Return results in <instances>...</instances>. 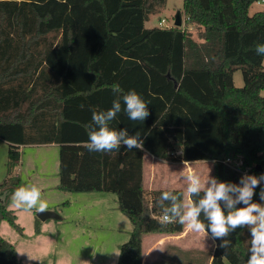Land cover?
Wrapping results in <instances>:
<instances>
[{"label": "trees", "instance_id": "trees-1", "mask_svg": "<svg viewBox=\"0 0 264 264\" xmlns=\"http://www.w3.org/2000/svg\"><path fill=\"white\" fill-rule=\"evenodd\" d=\"M256 3L264 6V0H183L191 32L145 27L166 0H0V141L8 145L1 187L19 186L12 174L20 147L57 145V190L115 195L132 226L116 264H142L144 236L184 227L160 218L162 207L171 206L161 204V193L183 203L181 190H144L145 153L167 162H210L221 182L238 184L243 172L264 174V56L255 51L264 44V9L248 13ZM236 70L242 88L233 85ZM113 84L123 92L114 93ZM129 90L148 102L149 116L130 120L121 101L110 128L139 132L143 150L89 152L91 109L108 110ZM200 219L208 223L203 213ZM1 223L22 234L4 199ZM206 234L215 243L210 264H246L248 227L230 232L228 249L220 247L224 238ZM0 264H19L1 236Z\"/></svg>", "mask_w": 264, "mask_h": 264}, {"label": "crops", "instance_id": "crops-1", "mask_svg": "<svg viewBox=\"0 0 264 264\" xmlns=\"http://www.w3.org/2000/svg\"><path fill=\"white\" fill-rule=\"evenodd\" d=\"M7 152L8 145L0 141L1 184L6 178ZM19 152L20 160L12 174V177L19 180L18 187L35 184L41 188L42 199L46 200L48 203L46 211H52L60 217L59 220H46L45 222H40L36 218L38 212L35 209L25 211L10 206L12 194L16 189H12L11 192H8L10 189L8 187H3L5 190L4 194H8V210L13 212L16 223L22 229L23 233V216L26 217L28 222L30 221L33 224L30 235L34 234L36 229L39 232L38 235H41L46 230L52 229L55 231H63V237L75 236L76 238V233L79 231L77 226L64 227L59 224L72 219L87 222L88 228L85 234L87 235V240L91 242H89V244H83L84 247L81 246L79 251L84 249L83 254L86 256H88L87 253L89 254L91 258L90 260L87 259V264H91L98 255L101 257L107 256L106 254L108 252L105 251L107 244L101 242L103 237L100 233H97V229H100V224L103 220V218H99L98 213L107 210L105 208L111 204L112 207L110 208L115 210L114 220L116 224L114 228L111 226V231L107 228V232L110 234L108 239H111L113 230L122 233L120 238L118 236L119 239H122V243L128 239L132 226L126 218L124 219V217L120 215L115 195L108 193L64 194L57 190L59 185V148L57 145L25 146L20 147ZM195 164L196 162H175L174 164L155 159L145 153L143 161V188L147 192L153 190H181L183 192V203H186L188 199V194L186 192L188 181L186 177L193 173L197 174ZM73 195L79 196L82 199H75V197L73 199V197H71ZM0 199L2 198L0 197ZM78 202L81 206H79ZM85 205H90V207H85ZM100 208H103V210ZM72 210L76 211L75 215H73L74 213H72ZM74 216L75 218H73ZM4 224L5 223L0 224V236L13 245L17 254L16 245L22 240L23 235L21 234L22 236L19 237L18 235H14L10 230L7 231L5 227H3ZM91 225H94L93 230ZM191 232L192 231L184 225L183 231L179 234H153L144 236L142 239V264H210L211 256L215 249L214 241L208 234L204 236L203 233H196V235L191 237ZM113 237L115 238V236ZM199 239H202L205 245H207L206 249L198 246ZM88 245H91V247L87 250L85 247ZM120 245V242L115 244L114 249L116 251H114L111 260L113 258L114 260L118 259V247ZM104 257L102 258L101 264H110ZM59 264H66V262H60Z\"/></svg>", "mask_w": 264, "mask_h": 264}, {"label": "clouds", "instance_id": "clouds-1", "mask_svg": "<svg viewBox=\"0 0 264 264\" xmlns=\"http://www.w3.org/2000/svg\"><path fill=\"white\" fill-rule=\"evenodd\" d=\"M256 54L264 56V44H257ZM114 93H122L119 84H113ZM123 111L132 121L143 122L148 116V102L144 101L135 90H129L119 98L113 100L108 110L91 109V124L88 125V141L84 147L89 152L119 151L121 146L126 149L143 150V140L140 133L129 135L128 131L110 128V123ZM83 107V106H81ZM207 166V162H204ZM208 173L210 169L207 167ZM188 184L186 203H180L179 197L170 192H162L163 201H171L170 207H162L161 220L163 222L178 221L186 225L194 233L206 235V229L215 239H223L220 247L228 249L230 241L226 239L230 232L238 227L250 228V253L246 264H264V187L259 193L261 203L253 202L254 190L264 183V174L259 176L245 174L240 177L239 183L221 182L217 178L207 175L203 180L198 174H190L186 177ZM203 192V197L194 202L191 197ZM221 202L224 208L221 207ZM242 204L244 207L237 208ZM17 209L31 211L35 209L43 213L48 208L46 200L42 199V190L35 184L16 188L11 197V205ZM203 213L207 224L201 219Z\"/></svg>", "mask_w": 264, "mask_h": 264}, {"label": "rangeland", "instance_id": "rangeland-1", "mask_svg": "<svg viewBox=\"0 0 264 264\" xmlns=\"http://www.w3.org/2000/svg\"><path fill=\"white\" fill-rule=\"evenodd\" d=\"M263 9H264V6L262 3H256V4H253L249 8L248 13L251 16L255 13L263 11ZM177 13L180 14L181 28L187 29L188 31L192 32L193 31L192 27L184 23L185 17L183 16V0H166V4L164 8L157 15L152 16L150 18V21L145 24V27L146 28L159 27L162 29L172 27L174 26V20H175V16L177 15ZM263 66H264V63H263ZM232 82L235 88L243 87V79H242V74L240 70H236L233 73ZM261 95L264 97V92H262ZM170 163L175 164V162H170ZM211 166L212 165L209 162H207V166L204 162H196L195 164L196 171L202 180L206 178L208 174L212 176ZM207 167L210 169L209 173H208ZM246 173L247 172H243L242 175H245ZM8 188L10 189L8 190V192H11L13 189L12 186H9ZM4 192L5 190L3 189V187H1V183H0V195H1L0 197L4 199L5 201H7L8 194H4ZM71 197H73V199L74 197L75 199H79V200L82 199L76 195H73ZM79 206H81L80 203H79ZM85 207H90V205H85ZM110 207H112L111 204H109V206L105 208L107 210H103V208L102 209L100 208L103 211L101 212L102 214L101 213H98V214H99V218H103V220H102V223L100 224V229H97V233H100L103 237L101 242H105L107 244L105 251H107L108 253L106 254L107 256L105 257L104 256L101 257L100 255H98L94 259V261H92L91 264H101L103 257L107 259L108 262H110V264L117 263L118 259L114 260L113 258L111 260V258L113 257L114 251H116L114 249L115 244H117V242H120L121 244H123L122 243L123 241H121L122 239H119L122 233L116 230L112 231L113 233V234L111 233L112 237L111 239H108L110 237V234H108L107 228H109V230L111 231L112 230L111 226H113L114 228L116 224L114 220L115 210H113ZM72 213H74L73 215H75L76 211L72 210ZM73 218H75V216ZM22 222H24L23 223L24 233L22 232L23 236L18 234L15 230H13L7 223H5L3 226L5 227L7 231L10 230L11 232H13L14 235H18L19 237L22 236V240L19 241L16 245L17 247L16 256L18 257L17 260L19 259V262H18L19 264H40V263L59 264L60 262L61 263L66 262V264H87L88 263L87 259L90 260L91 257L89 256L88 253H87L88 256L83 254L84 249L82 251H79L81 246L84 247L83 244H89V242H91L87 240L86 238L87 235L85 234L88 228L87 222H82L81 220L76 221L75 219H72L69 221L61 222V224H59L64 227L77 226L79 228V231L78 233H76L77 234L76 238L75 236H71V237L65 236L66 237L65 238L63 237V231H60V230L55 231L52 229L46 230L41 235H38L39 232L35 231L34 233L35 235L31 234L32 235L31 236L30 230H32L33 224L30 221L28 222L25 216H23ZM93 226L94 225H91L92 230H93ZM190 235L192 237L193 235H196V233L191 232ZM113 236H115V238ZM198 246L202 247L203 249H206L207 247V245H205L202 239H199ZM90 247L91 245H88L85 248L88 250ZM118 255H119V252H118Z\"/></svg>", "mask_w": 264, "mask_h": 264}, {"label": "water", "instance_id": "water-1", "mask_svg": "<svg viewBox=\"0 0 264 264\" xmlns=\"http://www.w3.org/2000/svg\"><path fill=\"white\" fill-rule=\"evenodd\" d=\"M174 27L175 28H180L181 27V19H180V14L177 13V15L175 16V20H174ZM36 218L40 221V222H45L46 220H59V216L52 212V211H45L43 213H37L36 214Z\"/></svg>", "mask_w": 264, "mask_h": 264}, {"label": "built area", "instance_id": "built-area-1", "mask_svg": "<svg viewBox=\"0 0 264 264\" xmlns=\"http://www.w3.org/2000/svg\"><path fill=\"white\" fill-rule=\"evenodd\" d=\"M163 23V22H162ZM184 23H185V20H184ZM183 29V28H182ZM225 164H227V165H230V161L229 160H226L225 161ZM247 174V173H246Z\"/></svg>", "mask_w": 264, "mask_h": 264}]
</instances>
